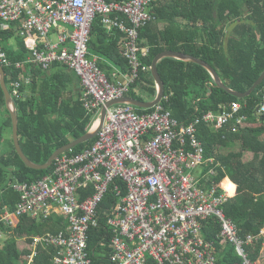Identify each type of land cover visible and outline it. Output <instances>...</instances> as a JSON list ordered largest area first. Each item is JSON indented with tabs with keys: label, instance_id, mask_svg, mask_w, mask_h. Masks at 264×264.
I'll return each mask as SVG.
<instances>
[{
	"label": "built area",
	"instance_id": "1",
	"mask_svg": "<svg viewBox=\"0 0 264 264\" xmlns=\"http://www.w3.org/2000/svg\"><path fill=\"white\" fill-rule=\"evenodd\" d=\"M154 1L0 0V26H19L30 63L43 72L61 64L75 74L83 88L80 100L86 113L95 116V124L106 102L127 96L140 75L149 73L139 61V32L156 22ZM97 16L107 34L125 36L123 57L129 73L116 71L113 82L88 54ZM52 34L57 35L56 43ZM7 57L0 49V65L20 73L8 87L11 96L19 98L21 87L32 81L22 76L23 64ZM241 108L235 102L230 110L181 123L161 102L145 114L129 104L108 107L92 146L62 154L42 179L12 186L19 200L14 212L4 209L0 215V240L22 217H64V233L33 240L29 264L40 247L59 250L55 264H90L88 234L99 227L102 202L111 193L113 201L101 216L112 233L108 264H148L149 259L154 264H218L214 244L202 238L203 224L212 219L220 225L218 239L235 249L242 264H259L249 259L247 249L259 240L264 249V228L259 237L243 239L226 218L223 208L229 193L214 181L213 169L205 170L213 160L204 159L197 137L200 124L216 131L232 121L241 124ZM259 113L264 115V95Z\"/></svg>",
	"mask_w": 264,
	"mask_h": 264
},
{
	"label": "trees",
	"instance_id": "2",
	"mask_svg": "<svg viewBox=\"0 0 264 264\" xmlns=\"http://www.w3.org/2000/svg\"><path fill=\"white\" fill-rule=\"evenodd\" d=\"M151 9L156 22L166 26L159 30L154 22L139 32V46L143 50L139 61L149 73L140 75L128 96L143 101L154 98L156 88L150 69L153 60L164 52L202 61L216 70L227 87L238 92L249 91L263 74L264 0H155ZM178 18L188 25L178 24ZM18 33L17 25L0 26V49L12 63L23 64V70L31 55ZM14 38L17 52L9 48V41ZM124 41L125 36L120 32L107 34L100 17L95 18L88 54L90 59H97L99 71L111 82L113 69L129 73V65L123 57ZM55 68L68 70L56 64L49 72ZM4 71L10 89V83L17 80L20 73L7 68ZM49 72L40 69L29 85L31 93L13 97L21 150L37 165L46 164L55 151L86 134L93 119L87 115L79 98L67 95L66 84L70 78L62 73L61 77L51 78ZM157 72L164 84L161 105L181 123H189L208 112L230 110L235 102L242 105L238 116H244V122L232 121L217 131L200 124L197 137L204 148V159L213 160L212 164H205V170L213 169L214 181L229 193V201L223 208L226 218L237 226L241 238L259 237L264 228V115L259 113L258 107L263 100L264 82L249 96L239 98L215 87L212 76L195 64L166 59L158 63ZM24 88L28 86H22L21 91ZM4 109L6 120L0 124V147L4 149L0 154V215L4 208L9 212L15 210L19 194L13 190L14 184L38 181L53 170V166L46 171L30 169L15 152L13 143L10 150L4 147V137L7 129L11 132L12 123L0 83V115ZM134 109L138 114L152 110ZM94 141L95 138L77 146L71 153L82 152ZM238 146L240 149L236 150ZM247 152L254 154L251 162L244 160ZM112 201V194L108 193L100 208L99 227L88 234L90 264H108L112 233L101 216ZM67 228L66 220L61 217L40 222L28 217L16 220L10 239L0 248V264H29L31 251L19 253L18 241L25 239L30 244L36 238L64 233ZM219 234L220 225L215 219L203 224L202 238L214 244L218 264H242L235 249L218 239ZM261 250L259 240L247 249L249 259L259 261ZM58 253L59 250L53 248L42 250L31 264H55ZM148 264L154 262L149 259Z\"/></svg>",
	"mask_w": 264,
	"mask_h": 264
},
{
	"label": "water",
	"instance_id": "3",
	"mask_svg": "<svg viewBox=\"0 0 264 264\" xmlns=\"http://www.w3.org/2000/svg\"><path fill=\"white\" fill-rule=\"evenodd\" d=\"M166 59H173L179 62L183 63H189V64H195L198 65L199 67L203 68L206 70L210 76L213 78V85L219 89H222L224 91H227L231 95H234L239 98H245L249 96L252 92H254L262 83L264 82V71L263 74L260 76V78L255 82V84L251 87V89L247 92H238L230 89L227 87L218 73L216 72L215 69L212 67H209L207 64L203 63L202 61L193 58L191 56H187L184 54H179V53H173V52H164L160 55H158L152 62L151 69H150V74L153 78L155 88H156V94L153 99L148 100V101H143L139 100L136 98H133L131 96H124L121 98L113 99L105 103L104 106L100 109L99 112V118L98 122L94 127H92L89 131H87L86 134L83 136L79 137L78 139H75L71 141L69 144L65 145L64 147L58 149L53 153V155L50 157L48 162L44 165H37L30 161L27 156H25L21 150L19 140H18V117H17V112H16V104L11 96V93L8 89L7 83H6V76H5V71L4 68L0 65V83L3 88V91L5 93V103H6V109L8 110V113L11 118V123H12V143L15 152L21 159V161L24 163L25 166L29 167L30 169L37 170V171H46L49 170L53 164L54 161L61 156L62 154H65L69 151H72L74 148L77 146L84 144L92 139H94L100 130L101 126L103 125L105 115H106V109L112 105L116 104H129L137 108H142V109H148L152 108L158 103L161 102L163 95H164V84L157 72V65L159 62L166 60ZM259 109V108H258Z\"/></svg>",
	"mask_w": 264,
	"mask_h": 264
},
{
	"label": "crops",
	"instance_id": "4",
	"mask_svg": "<svg viewBox=\"0 0 264 264\" xmlns=\"http://www.w3.org/2000/svg\"><path fill=\"white\" fill-rule=\"evenodd\" d=\"M177 22H178V24H182L184 26L188 25V23L186 21L182 20V18H178ZM155 23H156L155 24L156 27L159 30H162L164 28V26H166V24L162 23V22H155ZM9 48H11V50L13 52H17V41H16L15 38L11 39L9 41ZM25 49H27V48H25ZM31 59H32L31 56H29L28 61L25 62V63H27V65H25V67L23 68L21 74H22V76L25 79H29L33 83V81H34L33 79H34L35 75L38 73V71L40 69L35 64L30 63ZM116 71L122 73L119 70L113 69V73H115ZM49 73H50L49 75H50L51 78L53 76H59L61 73L66 75V77L70 78V80L66 79L67 81L69 80L67 82V84H66V93H67L68 96H70V98H79L80 99V97L82 95V92H83V88H82L81 83L78 81L76 76L73 73H71V71L66 70L64 68H63V70L61 68H55ZM59 77H61V76H59ZM44 79H46V78H44ZM31 91H32L31 90V86L30 87L28 86V88H24V90L21 91V97L29 95L31 93ZM145 101H148V100H145ZM1 115H2L1 121L3 122V121L6 120V110L5 109L3 110ZM87 115H90L93 118L92 122H91V124L89 126V129L87 130V131H89L92 127H94V125H96V123L93 124L94 120H95V116L93 114H87ZM98 118H99V116H98ZM3 144H4V147L6 148V150H10V148H11L10 145L12 144V130L10 132V130L7 129L5 137H4V143ZM244 157H245L244 158L245 162H251L253 160V158H254V154L251 153V152H247ZM4 209L8 210L7 208H4ZM54 217H59L60 218V216H54ZM54 217H52V218H54ZM61 218L65 219L64 217H61ZM40 221L41 220H38V222H40ZM66 222H67V220H66ZM67 224H68V222H67ZM14 228H15V226H14ZM14 228L8 230L7 232H5V236H3V238L0 240V248L4 247V245L7 242V240L10 239L11 233L13 232ZM50 235H52V234H50ZM32 244L33 243L29 244V242L27 240L23 239V240H20V241H18L16 243V247H17V250H18V246L19 245L21 246L22 249L20 251L18 250L19 253H24V252H27V251H31V253L29 255H33L34 254V248H32ZM48 249H52V248H42V247L38 248L37 249V255H39L42 250H48ZM263 262H264V249L261 250V258L259 260L260 264H263Z\"/></svg>",
	"mask_w": 264,
	"mask_h": 264
},
{
	"label": "rangeland",
	"instance_id": "5",
	"mask_svg": "<svg viewBox=\"0 0 264 264\" xmlns=\"http://www.w3.org/2000/svg\"><path fill=\"white\" fill-rule=\"evenodd\" d=\"M50 39H51L52 42L56 43V42H57V35H56V34H52V36H51ZM258 108H259V107H258ZM1 118H2V115H0V124H2ZM236 149L239 150L240 147L238 146ZM2 150H4V149H3V146L0 147V154H2V153H1ZM4 242H5V241H4ZM3 245H4V244H3ZM3 245H2V246H3ZM21 249H22V248H21V246L19 245V246H18V250L20 251ZM259 264H260V263H259Z\"/></svg>",
	"mask_w": 264,
	"mask_h": 264
}]
</instances>
